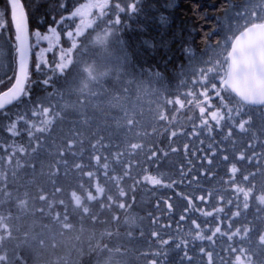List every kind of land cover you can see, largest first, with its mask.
Returning <instances> with one entry per match:
<instances>
[{"label":"trees","instance_id":"trees-1","mask_svg":"<svg viewBox=\"0 0 264 264\" xmlns=\"http://www.w3.org/2000/svg\"><path fill=\"white\" fill-rule=\"evenodd\" d=\"M240 1L94 0L104 5L97 9L93 0H21L30 42L50 29L60 39L42 53L47 63L39 71L32 53L25 92L0 110L1 264H210L209 254L212 264H221L218 258L229 264L240 251L264 264L253 230V247L242 243L256 220L253 195L234 189V177L212 154L224 149L232 120L264 106L241 104L216 78L207 89L199 64L221 43ZM86 4L93 18L80 26L72 13ZM7 19L0 29V91L15 65ZM68 30L79 35L68 41ZM60 47L67 49L62 58ZM215 113L223 118L211 120ZM148 175L163 184L146 182ZM234 193L245 200L231 208L225 204L237 199ZM189 200L207 209L223 204L227 217L238 213L227 219L235 233L191 240ZM49 242L52 254L32 257L26 250Z\"/></svg>","mask_w":264,"mask_h":264},{"label":"rangeland","instance_id":"rangeland-1","mask_svg":"<svg viewBox=\"0 0 264 264\" xmlns=\"http://www.w3.org/2000/svg\"><path fill=\"white\" fill-rule=\"evenodd\" d=\"M87 17L89 21H91V19L93 18L91 16L90 8L88 10ZM77 20H79L78 17H77ZM262 21H264V0H243V1H240L237 5H235L231 9L229 16L225 20V23L228 22L227 24H225L227 25L225 27L226 33L225 31L222 30L221 32L222 36L219 37V40L222 38L221 43L218 44L216 47L215 46L213 47L211 45L210 46L211 48L208 49L209 53L206 56V59L199 62V64H201V67L203 69V73H202L203 76L205 72V78L203 80L205 81V84H207L206 85L207 89H210V90L212 89V85L214 83V81H212L213 79L215 78L217 80L220 79V75L218 74V69L224 71L226 68V58L224 60L222 59V57L226 56V52H227L229 43L232 40V37L239 30L243 29L247 25L255 23V22H262ZM78 27L79 26H75L76 29L74 31H77ZM65 37L67 39L66 33H65ZM46 42H47L46 46L41 48V46H39L40 43L37 44L36 38L34 36L32 42H30L31 56H32V53L34 55H37V53H40L42 50L46 51L47 49H49L48 41ZM0 43H3L2 37L0 39ZM33 48H34V51H33ZM60 49L62 50H58V54H59V57L62 58L66 55L67 49L61 48V47ZM64 60L66 61V58ZM177 102L179 103L178 99H177ZM216 114L217 113H215V115H212V114L210 115L211 120H215L217 117H220L221 119L223 118L222 115H218V114L216 115ZM241 114L242 115H239L236 119L232 120L231 123L226 128L228 138L225 141L224 149L220 152H216L217 155L215 157L220 162L217 166L220 167L219 165L221 164V166L226 167V170L234 169L235 171H237L238 169L237 165L239 164V159L241 157L245 159L246 156L256 155L258 158H261L263 156V158L259 159L258 161L264 160V123H263L264 122V111H261V112L260 111H249L247 112L246 115L245 113H241ZM242 119H247V122L241 124ZM257 120H261V124H256ZM222 122L223 123L221 126L223 127L226 126V121L223 120ZM230 136L232 137V140H230ZM224 155H227L229 157L227 164H224L220 161V157ZM233 155L234 156L237 155L238 158L235 159L233 157V161H231L230 158ZM250 159L253 160V158H250ZM244 169L252 171L251 177H252L253 182L262 181V180H259V178L264 177V174H262V170H264L263 165H260V164L251 165V166L245 167ZM248 181H249V178L246 181H242L241 184H245ZM234 195L237 196V199L235 198L234 200L231 199L230 200L231 205H228V202H229L228 201L225 204L226 206H231L232 208L235 206L234 204L237 203V201L240 203H243V201L245 200V195L243 194L234 193ZM250 195H254L251 198L255 202V205L257 207H263L261 206V204L262 203L264 204V200L258 194H250ZM225 205L223 206L222 204L221 207H224L226 209ZM214 207H216V205ZM214 207L207 209L203 205L198 204V205H195L194 208H191V210L188 211V214L191 216V218H195V223L200 225V229H196L195 233L192 234L191 240L193 241L195 240L197 243H201L202 241H210L211 239L219 238L221 236L228 237V236H231V234L235 233V231L237 230L235 226H231L230 229L226 227V225H228L229 223L227 219L225 218V216H227V213L224 212L223 214H221V217H220V219L223 221L220 224V227H221L220 232L223 233V235H221L220 233L214 234L213 229L216 227V220L214 219V217L216 214L213 213L212 217H205L202 215V211L212 212ZM218 207L220 206L218 205ZM211 223L214 224L212 225L213 229L209 228ZM256 225H257V222H255V226L252 223L250 224V229L254 227L253 229H254L255 235L258 232L257 227L261 225V223H259L258 226ZM197 232H199V234L202 235L204 238L194 239L193 237L197 234ZM242 238L243 237H241V239ZM238 240L240 242V238L237 236V238L234 239V241H238ZM259 240L264 242V234H262ZM221 241L222 240L218 241V243L220 242L219 244L224 246L223 242ZM246 242L247 241L245 240L242 241V243H246ZM208 243L206 242L204 243V245L207 246ZM237 244L238 243H236V245ZM261 246H264V243ZM261 246H259V249H261L262 253L264 254V247H261ZM204 249H206V247H204ZM26 250L28 251L29 255L32 257H40L41 255L52 254V247L50 246V242L49 244L47 243L44 246V248H41L39 251L36 250V247H32V246L27 248ZM0 264H1V259H0ZM241 264H245V263H241Z\"/></svg>","mask_w":264,"mask_h":264},{"label":"snow or ice","instance_id":"snow-or-ice-1","mask_svg":"<svg viewBox=\"0 0 264 264\" xmlns=\"http://www.w3.org/2000/svg\"><path fill=\"white\" fill-rule=\"evenodd\" d=\"M91 7H96L97 9H102L104 7L103 3H95L93 0V3L91 5ZM117 8H119V5L116 6ZM129 7L131 9H134L135 5H129ZM90 6L89 5H82L81 7L77 8L75 10V12L72 13V17L76 18L78 17L80 20V26H86L87 23H89L90 21L87 19V15H88V10H89ZM10 13V20H11V25L14 27L15 30V40H16V54L18 57V71L16 72L15 75V83L12 84L11 88H9L6 92L0 94V97H3L4 100L2 101V103H0V107H4L5 104H9L12 101L18 100L19 98H21V96L23 95V93L25 92V82L28 80V59H29V53H30V48L31 45L29 44V33H28V24H27V15L25 12V7L23 5V3L21 2V0H7L6 6L3 9H0V29H4L8 26V19L7 16ZM64 19V18H62ZM115 23H119V17H117L116 22ZM51 35H41V33L39 31H37L36 33H34L35 38H36V42L37 44L40 43L41 40L44 41H48L49 44V48H52L56 45L59 44V33H57L55 31V29H50L49 30ZM78 36L79 33L70 30L66 32V36L68 41H71L73 39V37ZM44 50L41 51V53H37V57L38 60L40 62H38L36 64V69L39 71L41 69V64H46L47 61L43 60L42 58V53ZM60 66L57 65V68H59ZM45 85H47L48 81L47 79L44 80L43 82ZM19 86V88H18ZM185 148H187V145L185 146ZM209 148L212 149V146L209 145ZM213 157H215L217 155L216 151L213 149ZM229 157L227 155L221 156L220 157V161L224 164H227ZM212 160L209 159L208 160V164H211ZM228 173L230 174L229 176L234 177V173L235 170L234 169H229ZM145 181L153 184V185H162L163 181L158 177V176H152V175H148L145 178ZM167 187H171V185H167ZM209 197H211V194H208ZM200 200L201 203L204 202V197L201 196L198 198ZM221 200H223V198H220ZM188 204L190 205V209L194 208L195 205L193 204L192 200L188 201ZM228 205H231V201L228 202ZM172 205H168V209L171 210ZM225 212V208L224 207H214L212 212H204L202 211V215L205 217H212L213 213H215V217L214 219L216 220V227L213 229L214 234L216 233H220L221 235H223V233L220 232L221 227L220 224L223 222L220 217L221 214H223ZM236 216H238V213H233L232 217H227L225 216L226 219H232L235 218ZM183 219V217H182ZM192 223L195 225L196 229H200V225L195 224V221L193 220ZM232 223H229L228 225H226L227 228H231ZM155 235V234H154ZM194 239H203L204 237L202 235L199 234V232H197V234L193 237ZM203 251V250H202ZM185 255H187V253H185ZM210 257V264H212L211 262V254H209ZM190 259V258H189ZM221 261V264H223L222 262V258H218Z\"/></svg>","mask_w":264,"mask_h":264},{"label":"water","instance_id":"water-1","mask_svg":"<svg viewBox=\"0 0 264 264\" xmlns=\"http://www.w3.org/2000/svg\"><path fill=\"white\" fill-rule=\"evenodd\" d=\"M5 1L7 3V0ZM8 17L15 48L14 75L10 85L1 90L0 94L6 92L15 83V75L18 71L15 30L11 25L10 13ZM30 57L31 53H29L28 67ZM226 59L225 74L219 86L227 89L243 104L252 107L264 106V21L249 24L235 34L229 43ZM3 100L4 98L0 97V103ZM16 101L5 104L4 107H0V110L7 108Z\"/></svg>","mask_w":264,"mask_h":264},{"label":"flooded vegetation","instance_id":"flooded-vegetation-1","mask_svg":"<svg viewBox=\"0 0 264 264\" xmlns=\"http://www.w3.org/2000/svg\"><path fill=\"white\" fill-rule=\"evenodd\" d=\"M226 64H227V59H226ZM225 70H226V68H225ZM225 70L223 71V75L220 76L221 78L218 80V88L221 89V90H224L225 89L224 87H220L219 86L221 80L224 77ZM225 90L228 91L227 89H225ZM240 103L243 104L242 102H240ZM243 105H245L247 107H250V108H261V107H263V106H261V107H252V106H248L246 104H243ZM216 119H218V118H216ZM233 157L235 159L238 158L237 155H235ZM250 158H253V160H251ZM262 158H263V156L261 158H258L256 155H250V156H246L245 159H243V157H241L239 159V164L237 165L238 169L234 173L235 174L234 175V181H235V187H234V189H236L237 191H240V190L243 191L244 190V191L247 192L248 196L250 194H258L264 200V177L259 178V180H262L261 182H255V181L253 182L252 177H251V172L252 171L251 170H245L244 169L245 167H248V166H251V165H256V164H260V165H263L264 166V160L258 161L259 159H262ZM262 174H264V170H262ZM248 178H249V181L247 183L241 184L242 181H246ZM250 205H251V208H252V211H253V214L251 216H254V218H256L255 222H257V226L259 225V223H261V225H264L263 217L261 215H259L258 212L256 211V209H257L259 212L264 213V208L257 207L255 205V202L250 203ZM258 217H259V219H261L263 221L258 220ZM255 222L254 221L252 222V224L254 226H255ZM247 229L245 227V230H246L245 235H246V237H244V238L246 239L245 241H247L246 244L248 245V243H249L250 246L253 247V237L251 236V231L252 230L254 231V229L253 228L250 229V227H248ZM263 230H264V228H263ZM263 230H261L260 232L258 231L259 234L257 232V234L255 235V239H256V242L257 243H262V244L264 243L263 241H260L259 240L260 237L262 236V234H264ZM222 262H223V264H225V261L224 260ZM209 263H210V261H209ZM241 263H245V264H257V261H256V259H253V255L251 253L248 254V253H246L244 251L243 252L240 251V252L236 253L231 258V260L229 262V264H241Z\"/></svg>","mask_w":264,"mask_h":264}]
</instances>
